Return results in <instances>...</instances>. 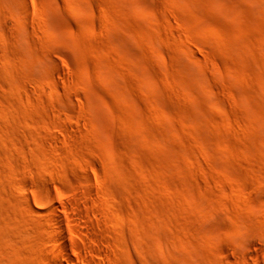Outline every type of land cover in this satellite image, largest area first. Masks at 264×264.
I'll return each instance as SVG.
<instances>
[{"label": "rangeland", "instance_id": "1", "mask_svg": "<svg viewBox=\"0 0 264 264\" xmlns=\"http://www.w3.org/2000/svg\"><path fill=\"white\" fill-rule=\"evenodd\" d=\"M0 264H264V0H0Z\"/></svg>", "mask_w": 264, "mask_h": 264}, {"label": "bare ground", "instance_id": "2", "mask_svg": "<svg viewBox=\"0 0 264 264\" xmlns=\"http://www.w3.org/2000/svg\"><path fill=\"white\" fill-rule=\"evenodd\" d=\"M19 1V0H18ZM22 2H23V0H22ZM28 6V5H27ZM26 9V8H25ZM24 9V10H25ZM27 10H28V8H27ZM27 14V13H26ZM195 58V57H194ZM54 221H55V224L56 225H59L60 224V218L57 216V215H55L54 216ZM53 223V222H52ZM54 224V225H55ZM48 227V226H47ZM50 228V227H49ZM54 232V231H53ZM52 233V232H51ZM54 234H56V233H54ZM41 236V235H40ZM43 238V237H42ZM56 241H57V245L58 246H60V247H63L62 249V251H63V256L65 257V260L67 261V258L69 257V255L67 254V252H66V245H65V241H64V238H62V237H57V239H56ZM69 245H70V247H71V249L72 250H74V249H76L77 248V246H76V243H75V239L74 240H70V242H69ZM61 249V248H60ZM58 251V250H57ZM59 252V251H58Z\"/></svg>", "mask_w": 264, "mask_h": 264}]
</instances>
